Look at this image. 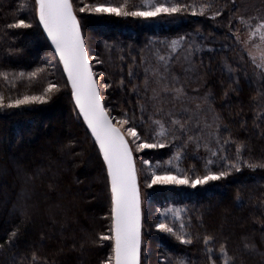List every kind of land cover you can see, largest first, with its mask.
<instances>
[{"label": "trees", "instance_id": "trees-1", "mask_svg": "<svg viewBox=\"0 0 264 264\" xmlns=\"http://www.w3.org/2000/svg\"><path fill=\"white\" fill-rule=\"evenodd\" d=\"M20 1L0 0V73L7 74V79L0 75V96L7 104L24 95H40L49 83H55L60 91L48 99L46 105L37 103L0 109V174L8 172L0 181L2 187L8 189L0 193V245H3L0 264H32L33 253L37 256L36 264H101L110 254L109 242L100 244L98 240L100 235L108 233L111 224L106 172L90 134L77 117L70 89L58 67L60 64L56 62V67L53 64V69L47 67V57L54 53L48 50L51 48L32 14L34 0L25 2L32 28L6 27L17 19L25 21ZM141 1L129 0L128 10H137ZM102 2L113 6L126 4L124 0ZM72 3L76 12L75 1ZM175 3L193 5L197 14H192L193 8H186L180 14L163 17L167 25L171 22L173 26L166 28V33L184 37L187 42L183 44H190L188 50L196 72L203 78L212 109L220 118L221 142L229 138L234 142L223 145L219 156L198 151L200 160H185L183 169L187 171L195 166L196 173H203L206 161L211 159L213 164L208 167L214 171L230 163H239L240 171H232L227 179L210 182L201 190L184 192L180 201L187 204L185 197L192 196L195 204L187 207L186 231L193 237H201L191 245L175 247L165 239L158 242L145 217L143 262L209 264L202 238L210 235L215 239L207 247L216 264H222L221 244L227 246V258L235 257L236 264H264V168L247 166L264 163V75L247 61L236 40L241 32L238 24L241 10L236 0L235 9L232 0H175ZM208 4L213 6L212 11L219 10L221 15L215 19L211 18L212 11L199 15L201 6ZM77 18L88 52L91 48L99 51L104 62L103 72L105 68L109 70L108 83L115 84L121 75L127 81L131 67L137 76L132 83L142 84L144 48L140 46L141 41L135 42L141 32L139 24L128 17H108L93 22L79 14ZM180 19L184 21L173 22ZM126 25L130 31L123 29ZM116 33H120L122 39L115 38ZM97 35L102 39L100 42ZM102 45L118 51H105ZM92 70L95 71L94 67ZM114 92L122 107H133L125 100L134 102L135 97H125L116 88ZM107 93L102 91L105 99L111 98ZM52 116L57 120L58 126L53 129L57 131L56 136L52 141L40 142V135L52 129H47V124L42 127V121ZM64 117L68 121L66 129L62 124ZM67 129L72 133V140L67 138ZM14 136L18 140L8 141ZM69 144L74 150L65 147ZM238 145H243L239 158ZM78 152L81 158L77 157ZM89 156L94 159L95 166L87 174L73 167ZM223 156L228 159L219 158ZM87 197L91 198L90 202ZM223 208L226 210L222 211ZM13 232L16 233L15 242L10 246L7 241ZM154 240L158 245H153ZM245 243L254 247L245 248ZM164 245L173 251L166 258L162 250Z\"/></svg>", "mask_w": 264, "mask_h": 264}, {"label": "snow or ice", "instance_id": "snow-or-ice-1", "mask_svg": "<svg viewBox=\"0 0 264 264\" xmlns=\"http://www.w3.org/2000/svg\"><path fill=\"white\" fill-rule=\"evenodd\" d=\"M186 8H193L192 14H197L193 5L182 6L180 3L171 5L153 3L134 11L128 10L127 4L87 6V10L93 13L143 19H153L162 15L173 16L185 11ZM212 8L211 4L201 6L199 15H205V12L212 11ZM232 8H236L235 0H232ZM85 10V7L79 9L81 13ZM34 12L38 24L46 33V39L54 48V54L58 55L59 62L63 65V72L67 75L66 84L70 85L71 97L74 100L75 109L78 110L77 117L83 118V123L90 131V138L93 140L94 147L98 148L97 155L102 158L101 165L106 172L105 181L110 197L108 218L111 224L108 233L100 235L98 240L100 244L105 241L109 242L107 247L110 248V254L105 256L101 264H141L142 202L134 153L148 149L175 147L177 148L175 159L178 161L190 145L196 151L201 146L208 149L209 142L214 139L220 148L217 151L208 150L211 151L212 156H219V152L223 150V145L234 142L230 138L221 142L220 118L214 113L209 97L195 95L199 91L198 89H193V94H189L184 85L179 83V77L173 73L169 58L160 56V63L145 67L142 84L132 83V80L136 79L137 76L130 67L127 81L121 75L115 84L105 81L101 85L100 80L97 79V74L92 70L90 60L94 57H90L86 48L81 23L74 11L72 0H34ZM219 15H221L219 10L212 11L211 18L215 19ZM240 20L242 23L244 22L242 17ZM261 20L264 21V17ZM6 27L29 29L32 28V24L26 23L23 19H17L15 22L7 24ZM257 34H259L260 41L264 43V22L257 25L255 31L250 33V37L254 38ZM181 40H184V37H181ZM236 40L238 43L240 42L238 35ZM179 43L180 41L177 40L171 42L170 47L173 51ZM252 59L255 63V57ZM96 62L102 63V61ZM257 67L262 70L261 75H264V55L261 56V63ZM0 75L7 79V74L0 73ZM22 75L23 73H21ZM31 75L36 76V73ZM178 84L179 86H177ZM113 87L124 93L125 97H135L134 102L125 100V103H132L133 107L128 110H121L119 119L112 115L114 108L106 106L105 96L102 95V90L107 92ZM59 91L60 88L56 84L49 83L40 95H24L22 98L7 104L4 103V97L0 96V109L20 108L23 105L35 103L43 104ZM137 111L140 113L139 117L136 116ZM210 113L211 120L209 121ZM138 120L139 123H137ZM146 124L148 127H145ZM138 127L143 131H138ZM157 127L159 131H156ZM169 137H171V141H169ZM65 147L74 150L71 144ZM242 148L243 145L237 146V158H239ZM219 158L228 159L227 156ZM143 163L150 166V162L147 160ZM212 164L213 160L208 159L202 174L195 172V166L190 169L192 175L187 172L173 174L170 170L152 171L147 187L151 188L153 185H187L195 189L198 186L208 185L210 182L225 180L232 171H240L239 163H230L219 171H214L208 167ZM247 166L252 169L264 168V163H249ZM177 171L179 173V169ZM162 215L166 217L167 213H162ZM180 227L183 229L185 225L181 224ZM156 229L162 233L175 236L181 244L185 245H191L196 240L201 239V237H193L187 232L177 233L172 226L163 220L156 224ZM262 230H264V226H262ZM15 237L16 233L13 232L7 241L10 246L14 244ZM202 239L209 264H216V259L213 258L207 247L215 237L205 235ZM244 247L252 248L254 246L245 243ZM2 248L3 245H0V249ZM220 253L221 256L226 257L224 264H236L235 257L227 258V246L225 244H221ZM36 261L37 256L33 253L32 264H36Z\"/></svg>", "mask_w": 264, "mask_h": 264}, {"label": "rangeland", "instance_id": "rangeland-1", "mask_svg": "<svg viewBox=\"0 0 264 264\" xmlns=\"http://www.w3.org/2000/svg\"><path fill=\"white\" fill-rule=\"evenodd\" d=\"M74 1L76 5V13L85 19L91 20L92 22L93 20L94 21L96 20L104 21L103 19L108 18V17L117 18V19L125 18L123 16H116L113 14L93 13L87 10V6H95L97 4L109 5L108 3H103L102 0H74ZM124 1L127 5L131 4L129 0H124ZM25 2L26 0H21L19 2L20 3L19 7L21 8L22 15L25 16L24 17L25 22L31 23L28 16L26 15L27 12H26ZM236 2L238 6H240L239 8L241 10V12L239 10L240 14H239V20H238V24H239V28L241 32L237 34L240 38L239 46L243 54H245L247 61H249L251 65L254 66V68H256L257 70L261 72L262 70L258 68L257 65L261 63V56L264 55V43L260 41L259 34H257L253 38V37H250V33L255 31L258 24H260L261 22H264L261 20V18L264 17V0H236ZM153 3H165V4L171 5L175 3V0H142L139 4L138 9H143L144 7L150 4H153ZM243 5H245L246 8ZM114 6H119V5L114 4ZM81 7H85L86 9L85 12L81 13L79 11ZM134 10H131V11H134ZM32 14L35 15V12ZM163 17H167V16L162 15V16H158L153 19H143L140 17L128 16L129 19H133V21H136V23L139 24V27H141V32L139 33L140 35L137 36L138 39L135 41V42L141 41L142 45L140 46L144 48V52L142 53L144 55L143 57H141V64L144 62V66H143L144 68L148 66H155L156 64L160 63L159 61L160 56H165L169 58L173 73L179 77V83L184 85V87L187 89L189 94H193L192 93L193 89H198L199 91L195 93V95H198L201 97L207 96L209 97V100H210V94L206 91V84L203 81V78L201 79L198 73L196 72V68H195L196 65L192 61L193 60L191 56L192 54L188 50L190 44L184 45L183 43L187 42L186 39L181 40V38L176 37V35L174 36L168 35V33H166L167 32L166 28H169V27L171 28L173 26H170L172 24L170 21H169L170 25H167L166 18L163 19ZM241 17L243 18V21H244L243 23L240 20ZM250 18H255V19H250ZM181 21H184V20L180 19V21H177V22L173 20L175 24H178ZM123 29L126 31L128 29L130 31L129 26L127 25L126 27H123ZM145 29L147 30L146 33H144ZM94 32H96V30ZM145 34L146 36L144 37ZM115 35H116L115 38L119 40L122 39L120 33H116ZM96 38L99 42L102 40L99 35H97ZM173 40L180 41L175 51H173L172 48L170 47L171 42ZM102 46L105 51L107 50L109 52L110 50L111 52L113 50L115 52L118 51L115 47H109L108 49H106L107 48L105 47L106 45H102ZM50 52L53 53L52 51ZM89 52H90V57H94V59L90 60V63L92 64V68L94 67L95 69L94 72L97 74L98 80H100L101 85H103L105 81L106 82L109 81V70L105 68L106 73L103 72L104 62L103 60L100 59V56L98 55L99 51L92 50L91 48ZM109 52H108V55H109ZM249 53H251V55H249ZM108 55H106L107 58H108ZM253 57H255V63H253V59H252ZM47 59H48L46 61L47 67L52 68L53 64L56 67L55 63L58 61H57V58H55L54 54L52 55L49 54ZM96 61H102V63H97ZM59 66L60 65H58V67ZM107 66L109 67V65ZM143 72H144V69H143ZM101 74H103V76H101ZM139 82H140V79H139ZM52 84H55V83H52ZM177 86H179V84ZM114 88L115 87L107 90V92H110V94L103 90L102 91L104 93H107L108 97H111V98H106L107 106L110 108H114V110L112 111V115L115 116L117 119H119L121 110H128V109H131V107L127 109L125 107H122L119 104V101H118L119 97L114 92ZM28 95H34V94H28ZM46 103L44 104L46 105ZM35 104H32V105H35ZM129 114L131 115V112H129ZM136 116L137 117L140 116L139 111L136 112ZM156 118H160V117H156ZM145 119H147V117H145ZM210 120H211V113L209 114V121ZM56 121H57L56 117H53V116L45 118V120L42 121L43 122L41 124L42 127H44V125L47 124V129H49L48 127H52V129L50 131L48 130L47 134L46 132H44L40 135V139H39L40 142L52 141L55 138L57 131L55 130L53 131V129L58 126ZM62 121H63L62 123L63 127H65L66 129L67 122H68L67 117H64V120ZM137 123H139V120L137 121ZM145 127H148V125L146 124ZM137 130L143 131V129L139 127ZM156 131H159L158 127L156 128ZM66 133H67L66 134L67 138L69 140H72L71 139L72 133L68 129L66 130ZM16 138H17L16 136L10 137L8 138V141L10 140L12 142L13 140L14 141L18 140ZM168 139L169 141H171V137H169ZM177 143H179V141H177ZM202 145H203V142H202ZM218 146L220 145H217L213 139L211 142H209L208 149L216 150ZM208 149L201 146L198 151L203 152L204 154L211 153V151H209ZM198 151L194 150L192 146L190 145L187 148L186 152L182 153V158L178 161L175 159V154L177 152V148L175 147H165L163 149H148L143 152L134 153L136 168L138 170V183H139L141 202H142L141 203L142 224L144 222L145 217H147L149 220V223L151 224V227H153L154 236H156L155 238H157L158 242H161L162 239H165L169 244H171V246L174 245L175 247L176 246L181 247V243L176 239L175 236L158 231L156 229V224H158L159 222L163 220L165 223L172 226L177 233L181 231L187 232L186 224L188 223V221L186 219V214H187L186 210H187V207L189 208V206H194L195 204L193 203L194 200L192 196L185 197L187 198L186 200H188L187 204H185L184 201L183 202L180 201L181 198H184L182 197L184 192L190 194L189 193L190 189H193V188L188 187L187 185H153L151 188H148L147 183L150 182L151 173L152 171L162 172L165 170H170L173 174H180V173L187 172L189 175H192L193 173L190 171L191 168H188L187 171H184L183 164L185 163V160H200L198 156L199 154ZM76 154H77V157L79 156L78 158H81L80 157L81 154H79V152ZM145 160L150 162V166L145 165L143 163V161ZM169 161H171V164H169ZM94 166H95L94 159H92L89 156L87 158L86 157L82 158L81 162L76 163L75 166L73 167L81 169V170H85V174H87V172H89ZM177 169H179V173ZM7 174L8 172H3L2 174H0V181H1V178L6 177ZM197 174H202V173L199 172ZM81 176H82L81 179H83L84 176L83 175ZM203 187L204 186L202 187L198 186L194 190H201ZM0 191H1L0 193H4L8 191V189L5 187H2V185L0 184ZM87 198H89V202H90L91 198L90 197H87ZM224 210L226 209L223 208L222 211ZM194 211H196V209ZM162 213H167V216L165 217L164 215H162ZM181 224L185 225L183 229H181L180 227ZM157 241L154 240L153 245H158ZM167 247L168 246H166L165 248V245H164L162 248L163 255L165 256V258L168 256L169 252L171 253L173 252V251H170V249ZM144 251H145V239H144V231L142 230L141 264H144L143 262ZM225 258L226 257L222 256L221 258L222 264H224Z\"/></svg>", "mask_w": 264, "mask_h": 264}, {"label": "water", "instance_id": "water-1", "mask_svg": "<svg viewBox=\"0 0 264 264\" xmlns=\"http://www.w3.org/2000/svg\"><path fill=\"white\" fill-rule=\"evenodd\" d=\"M37 23H38V20H37ZM39 25V24H38ZM39 27H40V29H41V32H42V35L44 36V38L46 39V33H44L43 32V28H42V26H40L39 25ZM46 41H47V43L49 44V46H50V50H52V52L54 53V48L51 46V43H50V41H48L47 39H46ZM55 55V54H54ZM55 58H57V61L59 62V57H58V55H55ZM59 64H60V67H61V69H62V72L61 73H63V75H64V77H65V79H66V81H67V75H66V73H64L63 72V65L59 62ZM68 87H69V89H70V85H68ZM70 93H71V90H70ZM71 97V96H70ZM71 99H72V97H71ZM72 102H73V104H74V100L72 99ZM74 107H75V105H74ZM75 109V108H74ZM76 111L78 112V110L76 109ZM80 121H82L83 122V118L82 117H80ZM84 124V123H83ZM84 126H85V128H86V130H87V126H86V124H84ZM87 132L90 134V131H88L87 130ZM90 137H91V134H90ZM97 148V147H96ZM97 150H98V148H97ZM102 159V158H101Z\"/></svg>", "mask_w": 264, "mask_h": 264}]
</instances>
